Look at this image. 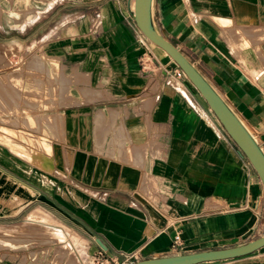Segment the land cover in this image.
<instances>
[{
    "label": "crops",
    "instance_id": "1",
    "mask_svg": "<svg viewBox=\"0 0 264 264\" xmlns=\"http://www.w3.org/2000/svg\"><path fill=\"white\" fill-rule=\"evenodd\" d=\"M133 12L134 0H0L13 32L0 47L77 80L60 86L58 130L41 122L50 165L0 147V264H92L100 248L135 261L264 235L258 172ZM153 19L264 149V0H153ZM32 222L59 239L11 230ZM196 264H264V246Z\"/></svg>",
    "mask_w": 264,
    "mask_h": 264
},
{
    "label": "rangeland",
    "instance_id": "2",
    "mask_svg": "<svg viewBox=\"0 0 264 264\" xmlns=\"http://www.w3.org/2000/svg\"><path fill=\"white\" fill-rule=\"evenodd\" d=\"M7 34L13 32L0 30L2 37ZM38 55L35 51L28 53L17 46L0 47V147L6 150L9 144L26 158L50 165L51 145L39 134L44 131L49 134V131L41 122L58 130L60 120H63L56 112L60 108L55 106L61 95L60 86L65 85L64 91H68L69 86L75 90L77 80H73L72 84L70 79L60 82V77L54 76L55 67L51 63L46 64L48 71L44 74V61ZM51 106L53 108H48ZM0 231L2 233L4 229L0 228ZM5 239V234H0V242Z\"/></svg>",
    "mask_w": 264,
    "mask_h": 264
},
{
    "label": "water",
    "instance_id": "3",
    "mask_svg": "<svg viewBox=\"0 0 264 264\" xmlns=\"http://www.w3.org/2000/svg\"><path fill=\"white\" fill-rule=\"evenodd\" d=\"M133 17L143 33L171 54L176 63L204 95L221 123L249 158L264 185V149L247 125L196 65L177 45L160 33L153 19V0H134ZM264 246V235L229 247L175 253L138 259L129 264H196L203 261L237 257Z\"/></svg>",
    "mask_w": 264,
    "mask_h": 264
},
{
    "label": "built area",
    "instance_id": "4",
    "mask_svg": "<svg viewBox=\"0 0 264 264\" xmlns=\"http://www.w3.org/2000/svg\"><path fill=\"white\" fill-rule=\"evenodd\" d=\"M176 74L178 76L186 75L184 70L177 64L176 67ZM180 241V234H176L174 236L173 245H177ZM133 256L128 255L124 258L116 257L108 255L104 249L100 248L98 251H96L92 256V264H129L132 262L130 259Z\"/></svg>",
    "mask_w": 264,
    "mask_h": 264
},
{
    "label": "bare ground",
    "instance_id": "5",
    "mask_svg": "<svg viewBox=\"0 0 264 264\" xmlns=\"http://www.w3.org/2000/svg\"><path fill=\"white\" fill-rule=\"evenodd\" d=\"M149 40V39H148ZM153 42V41H152ZM153 44H155L158 48H160V49H162V50H164L165 52H166V54H167V56L168 57H170V58H172L173 59V57L171 56V54L169 53V52H167L162 46H160V45H158V44H156L155 42H153ZM174 60V59H173ZM175 61V60H174ZM176 62V61H175ZM27 226H31V227H36L38 230H40V231H42V232H44V234H49V238H51V236H55V237H57L58 239H59V237L60 236H56L57 234H56V231L53 229V228H51V227H47V226H43V225H40V224H38V223H35V222H32V223H27V224H25V226H24V228H22V229H16V228H14V229H11L12 230V232L14 231V233L15 232H22L23 231V229H27L28 227ZM1 232V231H0ZM18 234V233H17ZM56 238V239H57ZM55 239V238H54ZM53 239V240H54Z\"/></svg>",
    "mask_w": 264,
    "mask_h": 264
}]
</instances>
